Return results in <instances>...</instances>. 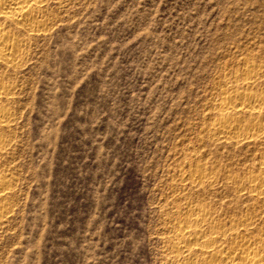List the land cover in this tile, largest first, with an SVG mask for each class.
Instances as JSON below:
<instances>
[{
    "label": "rangeland",
    "instance_id": "374dc122",
    "mask_svg": "<svg viewBox=\"0 0 264 264\" xmlns=\"http://www.w3.org/2000/svg\"><path fill=\"white\" fill-rule=\"evenodd\" d=\"M45 18L0 63V264H176L172 224L194 204L219 224L260 212L264 230L234 183L264 140L213 139L226 85L245 60L264 69V0H49ZM197 164L215 181L185 188Z\"/></svg>",
    "mask_w": 264,
    "mask_h": 264
},
{
    "label": "bare ground",
    "instance_id": "6f19581e",
    "mask_svg": "<svg viewBox=\"0 0 264 264\" xmlns=\"http://www.w3.org/2000/svg\"><path fill=\"white\" fill-rule=\"evenodd\" d=\"M48 1L0 0V63L3 66L12 67L20 60L22 37L48 28L45 18ZM244 64L246 71L242 78L237 76V83L231 88L226 85L216 102L215 107L223 113V117L213 123V139L217 141L241 144L264 140V88L262 91L253 90L263 86L264 69L261 71L262 67L258 63H250L248 60ZM5 86L0 84V98L2 94L10 92L7 91L9 87L6 89ZM9 122V112L0 105V124ZM261 158L259 171L250 173L246 182L234 183L238 192H245L256 202L264 203V154ZM182 177L187 182L183 184L185 188L200 187L215 181L212 171L198 164L186 169ZM9 184L0 176V222L8 213L3 208V202L8 196ZM177 214L178 219L173 222V233L169 237L170 249L177 263L264 264V230L259 228L263 215L260 212L255 215L246 214L239 220H231L229 224L217 223L212 217V211L201 204L191 205L186 212L179 211Z\"/></svg>",
    "mask_w": 264,
    "mask_h": 264
}]
</instances>
